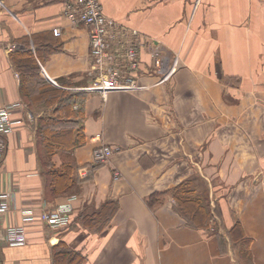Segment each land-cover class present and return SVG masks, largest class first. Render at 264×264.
I'll list each match as a JSON object with an SVG mask.
<instances>
[{
  "label": "crops",
  "instance_id": "crops-1",
  "mask_svg": "<svg viewBox=\"0 0 264 264\" xmlns=\"http://www.w3.org/2000/svg\"><path fill=\"white\" fill-rule=\"evenodd\" d=\"M100 2L118 25L115 47L134 40L130 29L142 39L137 91H85L89 29L64 17L61 0H0V107L17 104L20 122L0 167L15 194L1 226L27 234L23 246L0 243L2 264H58L61 254L80 264H264V0ZM26 52L39 68L29 81L16 62ZM42 88L70 101L44 102ZM38 124L64 142L46 148ZM102 138L119 151L96 166ZM67 164L76 183L53 194L47 170ZM71 195L69 225L47 227L40 211ZM19 208L35 217L22 221Z\"/></svg>",
  "mask_w": 264,
  "mask_h": 264
},
{
  "label": "built area",
  "instance_id": "built-area-1",
  "mask_svg": "<svg viewBox=\"0 0 264 264\" xmlns=\"http://www.w3.org/2000/svg\"><path fill=\"white\" fill-rule=\"evenodd\" d=\"M63 5L64 17L73 25L82 24L89 29V45L91 60V82L86 87L89 92H98L105 96L111 91H136L141 89L134 78H122L124 75L118 70V62L128 63V59L136 66L138 61V49L142 46V39L138 40L139 33L130 29L133 36L132 41L124 46L118 42V47L113 45L117 38L119 30L115 20L106 16L102 10L99 0H61ZM56 35L60 34L59 30L55 31ZM123 47L124 55H121L119 48ZM152 59L155 61V68L159 73L165 71L163 67L165 58L160 56L157 47L152 48ZM128 67V64L124 65ZM127 69V68H126ZM168 70V69H166ZM171 71L162 78L167 80ZM130 77V75H128ZM17 104H9L0 107V167L4 161V154L7 149V136L13 132L14 126L20 123L11 115V111L17 108ZM96 140L100 141V135H96ZM114 149L101 143L94 147L92 151V162L95 164L102 163L108 159ZM75 196L69 197L64 203L55 206L51 210H43L39 213V219L50 228H64L71 221L73 207L71 202ZM15 194L13 191L6 189L0 179V243L9 247L23 246L27 242L26 229L23 225L1 226L6 214L14 206ZM19 216L22 221L32 220L35 217L34 210L31 208H19ZM0 264L2 260L0 258Z\"/></svg>",
  "mask_w": 264,
  "mask_h": 264
},
{
  "label": "trees",
  "instance_id": "trees-1",
  "mask_svg": "<svg viewBox=\"0 0 264 264\" xmlns=\"http://www.w3.org/2000/svg\"><path fill=\"white\" fill-rule=\"evenodd\" d=\"M27 55H21L18 57L16 60L19 68L23 71L25 80L29 81V79L37 78L36 75H38L39 68L37 66V63L33 57V55L29 52H26ZM24 89L29 88L28 82L23 85ZM41 97L42 99H45L44 102H50L53 101L54 98L58 97L60 100L63 98V101L69 102L70 101V96L71 95H64V93H61L57 91L56 89H47V88H42L41 89ZM72 94V93H71ZM77 95V94H76ZM66 109V108H65ZM42 119H45V117H41ZM40 118V119H41ZM56 118L49 117L47 121H50L47 125L50 126L52 124H56ZM54 121V122H53ZM41 124H38L37 127V137L41 142H44L46 145V148L52 146V142H60L63 143L64 141L60 138H63L64 133L59 134L57 136H52L50 132L47 130L43 129L40 131ZM48 166V164L46 163ZM73 166L71 164H67L66 166L62 168H55L54 166H51L47 170V177H48V183H49V188L53 192V194H58L60 192H65L68 191L74 186L76 182L72 173H73ZM155 198V196H151V199ZM151 203V202H149ZM105 205L102 207L104 208ZM117 206L113 203L108 204L106 210H104V213L102 214V223L104 222L105 218V226L102 227V230L106 228V226L109 224L110 219L112 218L114 212L116 211ZM95 214V212H94ZM99 215V214H98ZM96 216V215H95ZM102 231V232H103ZM76 254V253H74ZM78 256V255H77ZM82 258L78 256V258L75 255L71 254H61L57 258V263L58 264H80Z\"/></svg>",
  "mask_w": 264,
  "mask_h": 264
},
{
  "label": "rangeland",
  "instance_id": "rangeland-1",
  "mask_svg": "<svg viewBox=\"0 0 264 264\" xmlns=\"http://www.w3.org/2000/svg\"><path fill=\"white\" fill-rule=\"evenodd\" d=\"M128 61V63H125L126 65L128 64V67H126V66H124L125 64L123 63V65H121V62L119 63L118 62V70H119V72L121 73V74H123L124 76L122 77L123 79L124 78H127V79H133L134 78V80H136V77H135V74L137 73V71H139V68H140V63H139V60L138 61H136V66L133 68L132 66H131V64L133 63L132 61H130L129 59L127 60ZM155 65H156V63H155V61H154V67H155ZM127 68V69H126ZM170 68V69H169ZM168 69H169V71H171V74H173L174 73V71H175V67H174V65H171L170 67H169ZM155 70H157L156 68H155ZM128 75H130V77L128 76ZM162 81V80H161ZM137 82V81H136ZM85 91L88 93L89 91H87L86 89H85ZM96 135H100V134H96ZM96 135H94V139H96ZM100 137H101V135H100ZM103 138H102V143H103ZM104 144H106V143H104ZM107 146H109L108 144H106ZM110 147H112V146H110ZM113 149H114V151H113V153H112V155L108 158V159H106V160H104V161H102V163H98V164H95V163H93V164H95L96 166H98V165H109L110 163H111V159H112V157H113V155L116 153V152H118L119 151V149L117 148V147H112ZM92 156V155H91ZM113 177L114 178H118L119 177V173H117L116 171L113 173ZM71 196H73V195H71ZM71 196H69V197H71ZM75 196V195H74ZM68 197V198H69ZM67 198V199H68ZM26 236H27V234H26Z\"/></svg>",
  "mask_w": 264,
  "mask_h": 264
}]
</instances>
